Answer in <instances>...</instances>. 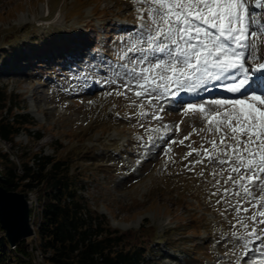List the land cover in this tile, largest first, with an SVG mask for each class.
Listing matches in <instances>:
<instances>
[{
	"label": "rangeland",
	"instance_id": "374dc122",
	"mask_svg": "<svg viewBox=\"0 0 264 264\" xmlns=\"http://www.w3.org/2000/svg\"><path fill=\"white\" fill-rule=\"evenodd\" d=\"M136 8L133 0H0V85L18 95L22 109L15 106L14 113H29L36 122L30 130L41 134L22 130L14 141L0 137V173L11 165L3 153L20 167L24 152L62 156L79 148L71 161L85 183L80 193L114 226L143 229L145 264H246L255 255L238 261L242 250L229 223H235L233 211L221 215L226 205L217 204L222 191L213 187L215 179L229 187L223 183L227 173L214 179L211 164L190 171V161L198 157L183 159L189 141L178 143L193 126L204 127L201 118L182 116L183 103L168 99L162 120L138 123L130 100L115 95V85L103 83L126 62L119 57L140 31ZM263 45H258L260 58ZM165 124L171 131L160 139ZM203 135L191 136L192 147H200ZM169 139L177 143L165 155ZM24 194L29 209L34 208L32 233L23 237L29 253L9 246L7 264H53L36 229L45 199L37 190ZM5 233L0 222V237Z\"/></svg>",
	"mask_w": 264,
	"mask_h": 264
},
{
	"label": "snow or ice",
	"instance_id": "6c2138e0",
	"mask_svg": "<svg viewBox=\"0 0 264 264\" xmlns=\"http://www.w3.org/2000/svg\"><path fill=\"white\" fill-rule=\"evenodd\" d=\"M133 2L140 31L119 57L126 62L103 83L115 85V95L130 100L138 123L149 117V123L162 120L163 102L168 99L183 103L182 116L201 118L204 127L193 126L178 141L180 145L189 141L183 159L193 153L198 157L190 161V171L196 165H214L209 173L214 179L227 173L223 183L230 186L223 187L215 179L213 187L222 191L217 204L223 202L226 207L221 215L233 211L235 223H229L234 229L231 236L242 250L238 261L252 252L255 258L246 264H264V61L258 55V45L264 42V0ZM129 53L140 55L130 57ZM210 85L235 98L201 99L202 93L212 91ZM181 93L191 94L193 101L177 99ZM180 123L175 125L177 133ZM162 127L160 139L171 131L167 124ZM146 130L161 132L160 128ZM201 133L203 143L192 147L191 136ZM148 140L154 137L150 134ZM176 143L168 140L165 155Z\"/></svg>",
	"mask_w": 264,
	"mask_h": 264
},
{
	"label": "trees",
	"instance_id": "16d2710c",
	"mask_svg": "<svg viewBox=\"0 0 264 264\" xmlns=\"http://www.w3.org/2000/svg\"><path fill=\"white\" fill-rule=\"evenodd\" d=\"M20 104L17 94L0 85V137L4 140L14 141L22 130L41 137L39 132L30 130L36 122L29 113L21 110L14 113L15 106L22 109ZM11 114H14L13 120H10ZM79 151L74 147L62 156L24 152L20 167L3 153L11 165L0 173V184L23 193L37 190L45 199L43 221L37 230L45 258L53 264H145L148 248L143 243L147 235L143 229L123 230L114 226L105 213L93 208L89 199L80 193L85 183L71 161ZM25 242L21 238L16 248L29 253ZM9 252V241L3 235L0 264H7L11 258ZM21 264L30 263L22 261Z\"/></svg>",
	"mask_w": 264,
	"mask_h": 264
},
{
	"label": "water",
	"instance_id": "95a60500",
	"mask_svg": "<svg viewBox=\"0 0 264 264\" xmlns=\"http://www.w3.org/2000/svg\"><path fill=\"white\" fill-rule=\"evenodd\" d=\"M0 192L6 196H14L15 199H2L0 195V222L2 227L6 230V237L11 245H15L21 238L27 237L29 234L32 233V227L30 224L29 216H30V209L28 201L25 197L23 192H19L16 190H9L3 185L0 184ZM5 199V200H4ZM3 207H5V211H2V203ZM12 217L18 218L20 224H23V228L20 229L18 232H14L13 236H11L10 228L7 227L5 224L8 223L13 224Z\"/></svg>",
	"mask_w": 264,
	"mask_h": 264
},
{
	"label": "bare ground",
	"instance_id": "6f19581e",
	"mask_svg": "<svg viewBox=\"0 0 264 264\" xmlns=\"http://www.w3.org/2000/svg\"><path fill=\"white\" fill-rule=\"evenodd\" d=\"M212 96H213V95H212ZM185 97H186V95L183 94V93H181V94H180V97H178V99H183V98H185ZM205 98H206V97H205ZM217 98H219V97H217ZM0 195H1L2 199L5 197V196L2 194V192H0ZM7 197H8V199H15L14 196H6L5 199H6ZM5 199H4V200H5ZM4 203H5V202L2 203V211H3V212L5 211V207H3V204H4ZM33 211H34V208L31 207V208H30V216H31V214L33 213ZM40 211H41L40 218H39L38 221H36V222H38V223L36 224V229H38V228L40 227V224H41V222H42V217H43V215H42V206H41V210H40ZM12 220H13V224H10V225H9L8 223H6V221H5V224L7 225V227L10 228L11 236H13L14 232H18L20 229L23 228V224H20V223H22V222H19L17 217H16V219H15V217H12ZM262 227H263V226H262ZM13 246H14V248H16V244H15V245H11L12 248H13ZM248 255H256V254L250 252Z\"/></svg>",
	"mask_w": 264,
	"mask_h": 264
}]
</instances>
